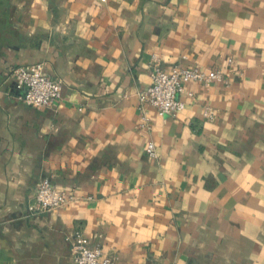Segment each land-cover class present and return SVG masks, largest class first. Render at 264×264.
<instances>
[{
    "label": "crops",
    "instance_id": "0c3cea01",
    "mask_svg": "<svg viewBox=\"0 0 264 264\" xmlns=\"http://www.w3.org/2000/svg\"><path fill=\"white\" fill-rule=\"evenodd\" d=\"M154 57L229 85L141 126ZM37 62L44 108L13 77ZM43 178L76 199L32 214ZM76 230L113 264H264V0H0V264H76Z\"/></svg>",
    "mask_w": 264,
    "mask_h": 264
},
{
    "label": "built area",
    "instance_id": "2783aa9c",
    "mask_svg": "<svg viewBox=\"0 0 264 264\" xmlns=\"http://www.w3.org/2000/svg\"><path fill=\"white\" fill-rule=\"evenodd\" d=\"M226 60L227 63L233 62L232 57H227ZM152 65L151 82L139 94L142 104L141 126L149 124V115L145 105L152 107L159 115H175L184 109L185 101L180 97V94L192 81L208 85L212 81L222 78L224 84L229 85V79L217 70L177 65L171 71H166L155 57ZM13 77L16 87L22 91V99L29 105L37 108L48 107L61 96L62 80L47 75L43 71L41 62L29 66H17L13 70ZM187 93L190 96L193 95L192 91ZM203 114L208 117L212 116L209 107L203 110ZM147 150L149 156H156L153 142L148 143ZM75 199L76 196L73 193L57 188L49 178H43L38 186L36 200L29 209L32 214H38L55 210ZM72 251L76 264H113L112 256L104 252L99 245H89L79 230L75 231Z\"/></svg>",
    "mask_w": 264,
    "mask_h": 264
}]
</instances>
